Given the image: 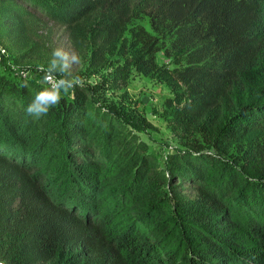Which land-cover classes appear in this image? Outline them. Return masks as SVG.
<instances>
[{
  "label": "trees",
  "instance_id": "obj_1",
  "mask_svg": "<svg viewBox=\"0 0 264 264\" xmlns=\"http://www.w3.org/2000/svg\"><path fill=\"white\" fill-rule=\"evenodd\" d=\"M143 16L153 32L132 30L141 49L119 85L136 66L183 86L173 128L211 150L161 166L79 87L35 119L40 81L0 69V263L264 264V0H0V43L19 66L47 65L45 18L104 65Z\"/></svg>",
  "mask_w": 264,
  "mask_h": 264
},
{
  "label": "rangeland",
  "instance_id": "obj_2",
  "mask_svg": "<svg viewBox=\"0 0 264 264\" xmlns=\"http://www.w3.org/2000/svg\"><path fill=\"white\" fill-rule=\"evenodd\" d=\"M44 20L42 35L51 50L56 46H63L78 52L80 63L75 72L83 80V89L96 103L113 112L145 141L161 166L165 165L169 154L187 149L191 144L197 143L211 150L200 134L194 132L185 135V132L183 134L176 127L173 128L174 114L187 99L183 86L171 85L164 77L145 73L136 66L130 68L128 83L125 86L119 85V68L132 65L133 57L141 49L140 43L132 35V30L143 27L153 32L148 17L133 19L127 25L115 49L105 55L107 62L104 65L93 61L92 48L84 51L73 42L67 26L45 18ZM157 61L162 65L169 63L170 59L161 50L157 53ZM42 66L46 65L18 66L9 57L0 69L15 81L20 78L40 81L43 76ZM72 97L74 90L67 96ZM248 145L247 139L235 141L228 149V157L234 159L242 156Z\"/></svg>",
  "mask_w": 264,
  "mask_h": 264
},
{
  "label": "clouds",
  "instance_id": "obj_3",
  "mask_svg": "<svg viewBox=\"0 0 264 264\" xmlns=\"http://www.w3.org/2000/svg\"><path fill=\"white\" fill-rule=\"evenodd\" d=\"M79 63L80 56L77 51L63 46L54 47L47 65L41 67L43 72L40 80L41 89L36 92L27 105V114L35 119H40L74 89L83 88V80L75 72Z\"/></svg>",
  "mask_w": 264,
  "mask_h": 264
},
{
  "label": "built area",
  "instance_id": "obj_4",
  "mask_svg": "<svg viewBox=\"0 0 264 264\" xmlns=\"http://www.w3.org/2000/svg\"><path fill=\"white\" fill-rule=\"evenodd\" d=\"M7 58H9V53H8L7 49L0 43V68L5 63V60ZM40 78H42V77H40ZM0 264H3V263H0Z\"/></svg>",
  "mask_w": 264,
  "mask_h": 264
}]
</instances>
